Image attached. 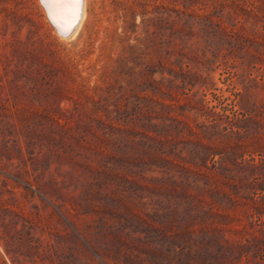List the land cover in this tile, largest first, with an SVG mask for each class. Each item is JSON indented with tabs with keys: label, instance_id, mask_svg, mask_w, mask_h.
I'll return each instance as SVG.
<instances>
[{
	"label": "rangeland",
	"instance_id": "374dc122",
	"mask_svg": "<svg viewBox=\"0 0 264 264\" xmlns=\"http://www.w3.org/2000/svg\"><path fill=\"white\" fill-rule=\"evenodd\" d=\"M141 4H146V13ZM172 6L181 8V0H86L82 22L72 37L66 38L50 23L40 0H0V264H17L16 257H25L28 264H114L115 253L110 251L114 250L113 234L123 235L132 245H147L142 234L139 239L127 235L128 227L106 229L99 215L105 212L109 217L116 209L114 205L106 203L100 206L104 208H96L85 201L84 186L90 187L92 197L98 200L95 190L111 183L109 172H120L122 167L110 162L95 179L88 175L76 179L67 171L84 169L82 162L89 159L79 153L76 137L84 132L86 122L96 125L90 116L98 108L99 113L106 111L110 116H116V108L126 104L127 112L133 111V102L144 103L141 95L150 86L148 82L161 78L155 54L169 42L175 18V11L168 9ZM193 8L198 10L197 6ZM150 16L164 19L151 24L147 33L143 19ZM194 40L190 38L188 43ZM127 44L138 48L131 49L126 62H116L115 57ZM197 53V59L203 61L202 52ZM206 55L211 57L209 52ZM197 59L189 61L188 77L195 85L186 88L187 94H179V102L188 96L193 104H223L229 101L226 96L232 97L234 90L242 88L239 59L229 57L227 65L215 61L208 70ZM261 68L256 64L248 69L258 82ZM103 70L112 73L103 77ZM106 84L109 88L104 90L96 86ZM157 96L165 102L176 100L159 93ZM196 107H188L184 114L198 128L196 125L205 117ZM22 113L31 114L20 130ZM51 116L69 120L70 131L60 129ZM112 120L122 123L121 118ZM25 134L34 136L38 143L31 150L40 163H33ZM49 146L56 150L52 156L46 148ZM152 168L143 169L144 176L161 174ZM51 179L58 181L55 193L49 191L48 184L51 188L55 185ZM158 192L161 198L168 196L163 190ZM143 194L141 201L132 197H126V201L152 216L157 210L163 218H176L173 208L163 207L164 202L156 205L149 200L148 192ZM73 198L82 204L79 214L72 209ZM248 228L264 237V228L250 223ZM103 238L109 239V244L103 243ZM257 244L264 246L262 241ZM160 251L162 254L140 253L134 258L138 262L145 258V264H202L207 259L203 249L185 252L187 257L181 259H176L167 246Z\"/></svg>",
	"mask_w": 264,
	"mask_h": 264
},
{
	"label": "trees",
	"instance_id": "16d2710c",
	"mask_svg": "<svg viewBox=\"0 0 264 264\" xmlns=\"http://www.w3.org/2000/svg\"><path fill=\"white\" fill-rule=\"evenodd\" d=\"M181 4V8L168 7L175 11L169 42L155 54L161 78L148 82L150 86L141 95L144 103L133 102V111L127 112L126 104L116 108V116H110L106 111L99 113L98 108V113L90 116L96 125L84 123V132H78L76 137L79 153L89 159L82 162L84 169L67 172L76 179L86 175L94 178L105 172L110 162L122 167L120 172H109L112 182L104 183V189L95 190L98 200L92 197L90 187H83L85 201L91 207L106 203L115 206L109 217L105 212L99 215L107 230L128 227L127 235L139 239L142 234L147 243L132 245L123 235L113 234L114 250L110 251L115 253L114 264H145V258L138 262L134 257L140 253L162 254L164 246L176 259L186 256L185 252L203 249L207 259L202 264H264V246L257 244L264 242V237L248 228L249 223L264 228V0H181ZM141 6L146 13V4ZM163 19H143L145 31L148 33L151 24L157 25ZM193 37L195 40L188 43ZM132 48L138 47L123 45L115 61L126 62ZM199 50L203 61L197 59ZM229 57L239 59L242 83L232 97H225L229 101L208 105L203 101L193 104L188 96L184 102L177 100L180 93L187 94L186 88L190 90L195 85L188 77L189 61L197 59L208 70L215 61L227 65ZM256 64L262 65L257 72L260 82L248 70ZM110 73L112 70H103L102 74L105 77ZM235 73L238 75V71ZM96 86L101 90L109 88L108 84ZM158 93L176 100L165 102ZM195 104L205 117L196 125L198 128L184 114ZM29 115L20 114V130ZM59 117L51 116L60 129L69 132V120L60 121ZM120 118L122 123L112 120ZM25 137L33 163H40L31 150L38 144L34 136ZM46 148L49 156L56 153L50 146ZM147 166L161 174L144 176ZM52 181L55 185L48 187L55 193L58 181ZM162 190L168 196L161 198L158 191ZM144 192L156 205L166 203L163 207L173 208L176 218H163L157 210L152 216L126 201V197L141 201ZM80 205L72 199L76 214ZM102 241L106 245L110 242L107 238ZM16 261L28 264L25 257H16Z\"/></svg>",
	"mask_w": 264,
	"mask_h": 264
},
{
	"label": "bare ground",
	"instance_id": "6f19581e",
	"mask_svg": "<svg viewBox=\"0 0 264 264\" xmlns=\"http://www.w3.org/2000/svg\"><path fill=\"white\" fill-rule=\"evenodd\" d=\"M45 9L53 20V26L59 35L63 37H72L82 22L86 13V0H81L80 10L78 9V0H43ZM79 10V13H78ZM49 19V18H48ZM77 19V21H76ZM75 23L74 27H71ZM65 30L68 34H61L59 31Z\"/></svg>",
	"mask_w": 264,
	"mask_h": 264
},
{
	"label": "water",
	"instance_id": "95a60500",
	"mask_svg": "<svg viewBox=\"0 0 264 264\" xmlns=\"http://www.w3.org/2000/svg\"><path fill=\"white\" fill-rule=\"evenodd\" d=\"M40 2H41V4H42L44 7H46V6H45V1L40 0ZM80 6H81V0H78V9H79V10H80ZM79 10H78V13H79ZM46 14H47V17L49 18L50 23L53 24V20H52L51 16L48 15V13H46ZM76 21H77V19H76ZM76 21L72 24L71 27H74ZM59 32H60L61 34H68V32L65 31V30H60Z\"/></svg>",
	"mask_w": 264,
	"mask_h": 264
}]
</instances>
